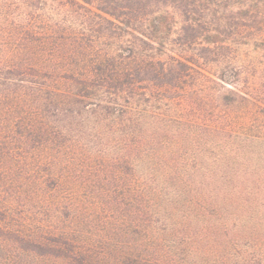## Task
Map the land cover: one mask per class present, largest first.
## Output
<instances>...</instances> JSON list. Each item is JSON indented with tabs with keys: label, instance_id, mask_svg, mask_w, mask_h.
<instances>
[{
	"label": "trees",
	"instance_id": "trees-1",
	"mask_svg": "<svg viewBox=\"0 0 264 264\" xmlns=\"http://www.w3.org/2000/svg\"><path fill=\"white\" fill-rule=\"evenodd\" d=\"M3 174L0 264H264V0H0Z\"/></svg>",
	"mask_w": 264,
	"mask_h": 264
},
{
	"label": "rangeland",
	"instance_id": "rangeland-1",
	"mask_svg": "<svg viewBox=\"0 0 264 264\" xmlns=\"http://www.w3.org/2000/svg\"><path fill=\"white\" fill-rule=\"evenodd\" d=\"M26 167V166H25ZM36 168V166H34L32 163H30V162H28V166H27V168H26V173H24V177L23 178H25L26 179V183H31V179H32V177H33V174H32V172H33V169H35ZM41 175V174H40ZM4 178H3V180L1 181L0 180V187H2L3 185H5L6 186V188L5 189H8V188H11L12 186H14V187H16V185H18L17 184V181H12V179L10 178V177H7V176H5L4 174L2 175ZM42 176V175H41ZM2 179V178H1ZM15 179V178H14ZM3 190V189H2ZM49 189L48 188H46V190L44 191L45 192V194H46V196L49 194ZM52 195V194H51ZM48 197V196H47ZM50 198V197H49Z\"/></svg>",
	"mask_w": 264,
	"mask_h": 264
}]
</instances>
